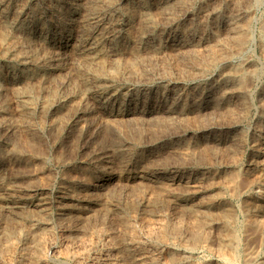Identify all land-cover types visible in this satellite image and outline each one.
I'll list each match as a JSON object with an SVG mask.
<instances>
[{"label":"rangeland","instance_id":"1","mask_svg":"<svg viewBox=\"0 0 264 264\" xmlns=\"http://www.w3.org/2000/svg\"><path fill=\"white\" fill-rule=\"evenodd\" d=\"M15 1L0 2V51L4 50L0 52V146L7 147L0 151V264H11L29 251L25 264H107L110 259L116 264H137L122 250L124 225L114 213L126 214L130 227L127 232L133 230L137 246L147 253V260L154 258L159 264H165L169 246L166 242L173 240L172 226H193L195 216L191 210L207 215L222 211L236 218L238 223L249 214L264 224V182L258 181L259 174L264 173L263 82L247 81V107L244 108L241 100L234 99L232 91L219 89L211 93V87L217 89L222 85L223 73L221 67L209 66L216 40L228 42L232 36L231 28L225 23L216 26L213 23V9L222 4L227 11L231 10L229 13L250 11L254 19L251 44L235 64L245 68L255 65L257 78L264 77V50L260 39L264 3L254 10L255 0L244 3L242 0H193L189 6L188 0L183 4L178 0ZM139 2L147 5L150 24L140 14L132 16L131 8L140 6ZM169 3V10L163 11L164 5ZM98 10L100 15H96ZM15 19L28 22H25L26 30L18 31ZM146 25L149 32L141 35L138 31L145 30ZM101 33L100 45L107 61L94 65V69L82 62L78 49L83 55L95 40L100 42ZM74 46H78L77 51ZM15 51L32 57L19 62L14 58ZM114 67L120 68H116L119 74ZM222 91L226 92L222 94ZM200 93L203 95L197 98ZM31 98L32 107L28 101ZM44 102L49 109L41 108ZM141 172L151 179L134 181L132 177ZM236 175L245 179L241 180L245 182L238 198L232 197L225 186L229 179H236ZM109 178L112 181L106 187L95 189L92 197L87 194L90 185L94 189L100 181ZM202 179L205 183L209 180L210 184L201 186ZM165 182L174 185L176 190L181 188V194L190 200L181 202L183 206L178 202L176 206L170 194L160 190L163 186L158 184ZM96 207L101 208L100 218H77V209L97 212ZM210 232L211 250L186 256L182 253L187 263L223 264L217 258V253L222 252L221 225L216 222ZM249 241L244 239L243 248L249 247L247 251L262 256L261 240ZM110 247L113 252L109 254ZM73 255L81 260L74 262ZM238 264L245 263L241 259Z\"/></svg>","mask_w":264,"mask_h":264},{"label":"bare ground","instance_id":"2","mask_svg":"<svg viewBox=\"0 0 264 264\" xmlns=\"http://www.w3.org/2000/svg\"><path fill=\"white\" fill-rule=\"evenodd\" d=\"M17 1V0H16ZM15 1V2H16ZM22 1V0H21ZM24 1V0H23ZM22 1V2H23ZM40 1V0H39ZM104 1V0H103ZM106 1V0H105ZM123 1V0H122ZM137 1V0H136ZM177 1V0H176ZM183 1L184 0H178V3L180 4L181 2H182V4H183ZM188 1H190V3H188L187 1H186V4L188 3V6L189 5H191V1L193 2V0H188ZM196 1V0H195ZM194 1V2H195ZM200 1V0H199ZM202 1V0H201ZM203 1H205V0H203ZM224 1V0H223ZM243 1V3L245 2V0H242ZM249 1V0H248ZM0 2H1V0H0ZM19 2V1H18ZM42 2H43V0H42ZM46 2V1H45ZM168 1H166V3H167ZM173 2V1H172ZM237 2V1H236ZM241 2V1H240ZM63 3V2H62ZM114 3V2H113ZM140 3V2H139ZM174 3V2H173ZM185 3V2H184ZM231 3V2H230ZM238 3V2H237ZM252 3V2H251ZM263 3H264V1L263 0H255V2H254V6H253V8H254V10L255 9H258V7H260V6H263ZM17 4H19V3H17ZM106 4V3H105ZM109 4V3H108ZM134 3H132V5H133ZM141 4V3H140ZM175 4V3H174ZM186 4H184V5H186ZM218 4V3H217ZM228 4V3H227ZM239 4V3H238ZM237 4V5H238ZM242 4V3H241ZM13 5V4H12ZM22 5H23V3H22ZM113 5V4H112ZM111 5V6H112ZM169 5H170V3L168 4V5H164V7H163V11H168L169 10ZM194 5V4H193ZM222 4H220V6H218V7H216L215 9H213L214 10V25L216 26L217 24H219V23H225L226 25H227V27H230L231 28V30H232V36H231V39L228 41V42H224V39L222 40V39H218V40H216L217 41V43H216V46L214 47V48H212L214 51H213V55H212V53H211V55H212V57L210 58V60H209V66H210V68H215V67H221L222 68V76H223V79H222V85H219L218 86V88L216 89V86H213V87H211V93H217V90H219V89H225V90H227V92H229V91H232V93H233V97H234V99H239V100H241L240 101V104H241V106L242 107H244V108H246L247 107V105H246V99H245V95H247L246 93H248V91H247V81L249 80V82H253V81H255V79H258L257 81H259V82H263V89H264V77L262 78V76L260 77V78H257L258 77V70H257V68L255 67V65H251V68H245V67H243V66H237L236 64H235V62H236V60L237 59H242L243 57H244V55H245V52H246V49H247V47L249 46V43L251 42V30H252V25H253V21H254V19L252 18V16L250 15V11H248L247 10V12H243L242 13V11L241 12H236V13H229L228 11L230 10H228L227 11V9L225 8V6H221ZM236 5V6H237ZM245 5V4H244ZM252 5V4H251ZM3 6V5H2ZM19 6V5H18ZM99 6V5H98ZM106 6H107V4H106ZM174 6V5H173ZM175 6H178V5H175ZM174 6V7H175ZM183 6V5H182ZM211 6V5H210ZM239 6H240V4H239ZM242 6V5H241ZM12 7V6H11ZM97 7V6H96ZM102 7V6H101ZM104 7V6H103ZM102 7V8H103ZM173 7V8H174ZM235 7V6H234ZM247 7H249V6H247ZM3 8V7H2ZM20 8V7H19ZM34 8V7H33ZM108 8V7H107ZM113 8V7H112ZM115 8V7H114ZM150 8V7H149ZM200 8V7H199ZM205 8V7H204ZM239 7L237 6V9H238ZM96 9V8H95ZM98 9V8H97ZM130 9V8H129ZM191 9V8H190ZM206 9V8H205ZM204 9V10H205ZM240 9V8H239ZM27 10V9H26ZM35 10V9H34ZM64 10V9H63ZM79 10V9H78ZM109 10V9H108ZM114 10V9H113ZM202 9H200V11H201ZM203 10V11H204ZM240 10H242V9H240ZM251 10H252V8H251ZM7 11V10H6ZM23 11V10H22ZM128 11V10H127ZM231 11V10H230ZM12 12V11H11ZM65 12V11H64ZM100 12L101 11H99L98 10V13L96 14V15H100ZM115 12V11H114ZM124 12H126V11H124ZM255 12V11H254ZM3 12H1V14H2ZM4 13H6L5 11H4ZM16 13V12H15ZM22 13V12H21ZM35 13V12H34ZM151 13V12H150ZM257 13V12H256ZM263 13V12H262ZM59 14V13H58ZM70 14V13H69ZM84 14V13H83ZM104 14V13H103ZM131 14H132V16H135V15H142L144 18H145V20H146V22L147 23H149V21H150V19H149V17H150V14H149V10H148V7H147V5L146 4H141L140 6H133L132 8H131ZM151 14H153V13H151ZM264 14V13H263ZM3 15V14H2ZM8 15V14H7ZM27 15V14H26ZM82 15V14H81ZM101 15H102V13H101ZM167 15V14H166ZM9 16V15H8ZM112 16V15H111ZM208 16H209V14H208ZM13 17V16H12ZM41 17V16H40ZM78 17H80V16H78ZM78 17H76V18H78ZM95 17V16H94ZM97 17V16H96ZM107 17V16H106ZM117 17V16H116ZM153 17V16H152ZM14 18V17H13ZM58 18H60V17H58ZM83 18V17H82ZM101 18V17H100ZM141 18V17H140ZM140 18H139V20H140ZM168 18V17H167ZM263 18V17H262ZM65 19V18H64ZM68 19H70V20H72L71 18H69L68 17ZM88 19V18H87ZM137 19V18H136ZM30 20H31V18H30ZM66 20V19H65ZM102 20H104V19H102ZM135 20V19H134ZM259 20H261V19H259ZM5 21V20H4ZM15 21H16V19H15ZM131 21V20H130ZM155 21V20H154ZM262 21V20H261ZM26 21H20L19 19H18V21H16V26L15 27H17V30L18 31H23L24 29L26 30V28H25V26H26V23H28V22H26ZM31 22V21H30ZM86 22V21H85ZM98 22V21H97ZM145 22V23H146ZM156 22V21H155ZM262 22H264V20L262 21ZM43 23V22H42ZM83 23V22H82ZM144 23V24H145ZM255 23V22H254ZM84 24V23H83ZM88 24V23H87ZM150 24V23H149ZM264 24V23H263ZM263 24H261L262 26H263ZM68 25V24H67ZM80 25V24H79ZM96 25V24H95ZM101 25V24H100ZM117 25V24H116ZM153 25H154V22H153ZM11 26V25H10ZM33 26V25H32ZM73 26V25H72ZM87 26V25H86ZM85 26V27H86ZM89 26V25H88ZM103 26V25H102ZM258 26V25H257ZM260 26V25H259ZM27 27V26H26ZM36 27V26H35ZM76 27V26H75ZM91 27V26H90ZM101 27V26H100ZM111 27V26H110ZM113 27V26H112ZM143 27V26H142ZM219 27V26H218ZM261 27V26H260ZM1 28V27H0ZM3 28V27H2ZM8 28V27H7ZM30 28V27H29ZM33 28H34V26H33ZM77 28V27H76ZM229 28V29H230ZM4 29V28H3ZM32 29V28H31ZM37 29V28H36ZM79 29V28H78ZM110 29V28H109ZM152 29V28H151ZM228 29V28H227ZM5 30H7L6 28H5ZM16 30V31H17ZM48 30V29H47ZM217 30H218V28H217ZM254 30V29H253ZM11 31V30H10ZM44 31V30H43ZM92 31V30H91ZM110 31V30H109ZM197 31V30H196ZM15 32V31H14ZM45 32V31H44ZM90 32V31H89ZM96 32V31H95ZM107 32V31H106ZM112 32V31H111ZM111 32H110V34H111ZM136 32V31H135ZM138 32H140L141 33V35H144V34H148V32H149V29H148V26L146 25V29L145 30H143V29H141V31H140V29H139V31ZM203 32V31H202ZM207 32V31H206ZM217 32V31H216ZM215 32V33H216ZM4 33V32H3ZM10 33V32H9ZM21 33V32H20ZM209 33V32H208ZM13 34V33H12ZM155 34V33H154ZM218 34V33H217ZM258 34V33H257ZM261 34V37H260V39H261V44H262V47H263V50H264V27H263V29H262V32L260 33ZM9 35V34H8ZM14 35V34H13ZM15 35H17V33L15 34ZM14 35V36H15ZM19 35V34H18ZM24 35V34H23ZM51 35H52V33H51ZM153 35V34H152ZM195 35V34H194ZM212 35V34H211ZM216 35V34H215ZM219 35V34H218ZM217 35V36H218ZM227 35V34H226ZM255 35V34H254ZM12 36V35H11ZM13 36V37H14ZM87 36V35H86ZM105 36V35H104ZM110 36V35H109ZM148 36H150V34L148 35ZM155 36V35H154ZM201 36V35H200ZM203 36V35H202ZM205 36V35H204ZM220 36V35H219ZM218 36V37H219ZM228 36V35H227ZM7 37V36H6ZM35 37V36H34ZM54 37V36H53ZM77 37V36H76ZM93 37V36H92ZM106 37V36H105ZM111 37V36H110ZM254 37V36H253ZM16 38V37H15ZM70 38V37H69ZM103 38V33H101L100 35H99V39H100V42H99V40H95L94 41V43H93V45L91 46V47H89L86 51H85V53L82 55V51L80 50V49H78V46L76 47V46H74V50H76L77 51V49L80 51V53H78V54H80V56L82 57L83 56V59H82V62L84 61L85 63H87V64H89L90 65V67H94V65H96V64H100V63H106V52H104L103 50H102V48H101V39ZM139 38V37H138ZM217 38V37H216ZM222 38V37H221ZM10 39V38H9ZM18 39H20V38H18ZM28 39V38H27ZM52 39V38H51ZM64 39V38H63ZM85 39H86V37H85ZM90 39V38H89ZM122 39V38H121ZM128 39V38H127ZM140 39V38H139ZM145 39V38H144ZM188 39V38H187ZM256 39V38H255ZM21 40H22V36H21ZM41 40V39H40ZM68 40V39H67ZM201 40V39H200ZM215 40V39H214ZM253 40V39H252ZM33 41V40H32ZM129 41V40H128ZM183 41V40H182ZM260 41V40H259ZM17 42H19V41H17ZM23 42V41H22ZM62 42H63V40H62ZM69 42V41H68ZM115 42V41H114ZM124 42V41H123ZM156 42V41H155ZM180 42V41H179ZM184 42H185V40H184ZM195 42V41H194ZM43 43V42H42ZM54 43V42H53ZM75 43V42H74ZM88 43V42H87ZM109 43H110V41H109ZM147 42H145V44H146ZM22 44V43H21ZM28 44V43H27ZM41 44V43H40ZM101 44V45H100ZM124 45H125V43H123ZM202 44V43H201ZM251 44V43H250ZM53 45V44H52ZM51 45V46H52ZM60 45V44H59ZM71 45V44H70ZM69 45V46H70ZM113 45V44H112ZM135 45V44H134ZM133 45V46H134ZM137 45V44H136ZM144 45V44H143ZM180 45H181V43H180ZM179 45V46H180ZM215 45V44H214ZM213 45V46H214ZM258 45V44H257ZM24 46V45H23ZM31 46V45H30ZM64 46V45H63ZM118 46H119V44H118ZM139 46V45H138ZM157 46V45H156ZM20 47H22L21 45H20ZM57 47V46H56ZM108 47V46H107ZM106 47V48H107ZM116 47V46H115ZM120 47V46H119ZM162 47V46H161ZM250 47V46H249ZM117 48V47H116ZM121 48H125V47H121ZM131 48V47H130ZM134 48V47H133ZM150 48V47H149ZM149 48H148V50H149ZM152 48V47H151ZM235 48V49H234ZM22 49V48H21ZM113 49V48H112ZM136 49H137V47H136ZM153 49V48H152ZM198 49H200L199 47H198ZM197 49V50H198ZM211 49V50H212ZM249 49V48H248ZM3 49L1 48V51H2ZM30 50V49H29ZM46 50V49H45ZM67 50V49H66ZM0 51V52H1ZM4 51V50H3ZM28 51V50H27ZM34 51V50H33ZM125 51V50H124ZM146 51V50H145ZM145 51L143 52V54H145ZM151 51V50H150ZM11 52V51H10ZM26 52V51H25ZM30 52H32V51H30ZM66 52V51H65ZM71 52V51H70ZM110 52V51H109ZM112 52V51H111ZM132 52V51H131ZM147 52V51H146ZM264 52V51H263ZM8 53V52H7ZM35 53V52H34ZM77 53V52H76ZM114 53H116V52H114ZM133 53H135V49H133ZM142 53V52H141ZM201 52H199V54H200ZM249 53V52H248ZM1 54V53H0ZM36 54V53H35ZM71 54V53H70ZM110 54V53H109ZM202 54V53H201ZM206 54H208L207 52H206ZM116 55H117V53H116ZM125 55V54H124ZM140 55V54H139ZM203 55V54H202ZM201 55V56H202ZM250 55V54H249ZM153 56V55H152ZM193 56H195V55H193ZM198 56V55H197ZM209 56V55H208ZM30 57H32L31 55H29L28 53H26V54H23L21 51H15L14 52V58H16V60L17 61H19V62H24V61H26V60H28ZM110 57H111V55H110ZM200 57V56H199ZM236 57H238V58H236ZM246 57V56H245ZM35 58H36V56H35ZM115 58V57H114ZM123 58V57H122ZM190 58H192V57H190ZM198 58V57H197ZM208 58V57H207ZM132 59V58H131ZM135 59V58H134ZM134 59H132V60H134ZM138 59V58H137ZM199 59V58H198ZM202 59V58H201ZM206 58H204V60H205ZM72 60H73V57H72ZM111 60H113V59H111ZM116 60V59H115ZM14 61H15V59H14ZM17 61H15V62H17ZM125 61H127V60H125ZM144 61V60H143ZM203 61V60H202ZM246 61V60H245ZM254 61V60H253ZM78 62V61H77ZM116 62V61H115ZM120 62V61H119ZM122 62V61H121ZM141 62L142 61H140V65H141ZM145 62V61H144ZM196 62V61H195ZM201 62V61H200ZM30 63V62H29ZM75 63V62H74ZM79 63V62H78ZM113 63V62H112ZM127 63V62H126ZM137 63V62H136ZM192 63V62H191ZM199 63V62H198ZM35 64V63H34ZM131 64V66H136V65H138V64H134V63H130ZM82 65V64H81ZM80 65V66H81ZM113 65L114 64H112V66H110L111 68L113 67ZM193 65V64H192ZM204 65H206V64H204ZM246 65V64H245ZM78 66V65H77ZM119 66V65H118ZM126 66V65H125ZM124 66V67H125ZM203 66V65H202ZM207 66V65H206ZM83 67V66H82ZM100 67V66H99ZM130 67V66H129ZM195 67V66H194ZM258 67V66H257ZM85 68V67H84ZM116 68H118V67H114V70H116ZM127 68H128V66H127ZM134 68V67H133ZM137 68V67H136ZM202 68V67H201ZM200 68V69H201ZM264 68V67H263ZM88 69H89V67H88ZM87 69V70H88ZM94 69H95V67H94ZM99 68H97V70H98ZM113 69V68H112ZM118 69H120V68H118ZM122 69V68H121ZM140 69V68H139ZM142 69V68H141ZM144 69V68H143ZM198 69V68H197ZM203 69V68H202ZM97 70H96V72H97ZM105 70V69H104ZM107 70V69H106ZM109 70V69H108ZM128 70V69H127ZM137 70V69H136ZM196 70V69H195ZM199 70V69H198ZM3 71V70H2ZM90 71V70H89ZM120 71V70H119ZM131 70H129V72H130ZM133 71V70H132ZM140 71V70H139ZM213 71V70H212ZM24 72V71H23ZM57 72V71H56ZM87 72V71H86ZM93 72V71H92ZM106 72V71H105ZM108 72V71H107ZM114 73H115V71H113ZM116 72H117V70H116ZM199 71H197V73H198ZM263 72H264V70H263ZM0 73H2V72H0ZM11 73V72H10ZM118 73V72H117ZM128 73V72H127ZM214 73V72H213ZM61 74V73H60ZM83 74V73H82ZM92 74H94V73H92ZM119 74V73H118ZM121 74V73H120ZM2 75V74H1ZM22 75V74H21ZM97 75V74H96ZM127 75H129V73L127 74ZM134 75V74H133ZM132 75V76H133ZM210 75V74H209ZM213 75V74H212ZM3 76V75H2ZM26 76V75H25ZM89 76H90V74H89ZM102 76V75H101ZM131 76V75H130ZM200 76V75H199ZM1 77V76H0ZM15 77V76H14ZM98 77V76H97ZM103 77V76H102ZM108 77H109V75H108ZM107 77V78H108ZM116 78H117V76H115ZM89 78V77H88ZM92 78V77H91ZM101 78V77H100ZM111 78H113V77H111ZM122 78V77H121ZM120 78V79H121ZM23 79V78H22ZM27 79V78H26ZM96 79V78H95ZM118 79V78H117ZM137 79V78H136ZM40 80V79H39ZM84 80H86V79H84ZM83 80V81H84ZM100 80V79H99ZM98 80V81H99ZM107 80V79H106ZM90 81V80H89ZM103 81V80H102ZM117 81H119V80H117ZM26 82H27V80H26ZM91 82V81H90ZM101 82V81H100ZM102 83V82H101ZM81 84H83V83H81ZM104 84V83H103ZM102 84V85H103ZM253 84V83H252ZM251 84V85H252ZM89 85H90V83H89ZM93 85V84H92ZM249 85V84H248ZM251 85H249V86H251ZM29 86V85H28ZM99 86V85H98ZM101 86V85H100ZM27 88V87H26ZM29 88V87H28ZM87 88V87H86ZM85 88V89H86ZM94 88V87H93ZM98 89V88H97ZM110 89V88H109ZM112 89V88H111ZM201 89V88H200ZM203 89V88H202ZM201 89V90H202ZM251 89V88H250ZM13 90V89H12ZM29 90H31V88H29ZM28 90V91H29ZM38 90V89H37ZM95 90V89H94ZM198 91H199V89H197ZM27 91V90H26ZM25 91V93H27ZM32 91V90H31ZM87 91H88V89H87ZM105 91H106V89H105ZM205 91V90H204ZM209 91V92H210ZM35 92V91H34ZM86 92V91H85ZM101 92V91H100ZM109 92V91H108ZM195 92V91H194ZM193 92V93H194ZM197 92V91H196ZM219 92V91H218ZM223 92H226V91H222V94H223ZM102 93V92H101ZM131 93V92H130ZM134 93V92H133ZM143 93V92H142ZM157 93V92H156ZM30 94V93H29ZM35 94V93H34ZM36 94H38V93H36ZM92 94V93H91ZM135 94V93H134ZM150 94V93H149ZM159 94V93H158ZM166 94V93H165ZM172 94V93H171ZM219 94H221V92H219ZM39 95V94H38ZM50 95H52V93L50 94ZM90 95V94H89ZM94 95V94H93ZM124 95V94H123ZM200 95H203V93H200V94H197V98L200 96ZM29 96H31V95H29ZM45 96V95H44ZM107 96V95H106ZM116 96V95H115ZM120 96V95H119ZM144 96V95H143ZM142 96V97H143ZM149 96V95H148ZM231 96V95H230ZM22 97V96H21ZM20 97V98H21ZM35 97V96H34ZM101 97V96H100ZM99 97V98H100ZM109 97V96H108ZM146 97V96H145ZM156 97V96H155ZM251 97V96H250ZM1 98V97H0ZM45 98V97H44ZM53 98V97H52ZM98 98V99H99ZM148 98V97H147ZM151 98V97H150ZM161 98H162V96H161ZM165 98V97H164ZM167 98V97H166ZM176 98V97H175ZM206 98V97H205ZM213 99H214V96L212 97ZM216 98V97H215ZM226 98V97H225ZM26 99V98H25ZM106 99V98H105ZM110 99H111V97H110ZM119 99H120V97H119ZM122 99V98H121ZM120 99V100H121ZM134 99H135V97H134ZM152 99V98H151ZM230 99H232V98H230ZM43 100V99H42ZM48 100H49V98H48ZM48 100H46V103H47V101ZM102 100V99H101ZM118 100V99H117ZM116 100V101H117ZM138 100H139V98H138ZM144 100V99H143ZM170 100V99H169ZM187 100V99H186ZM189 100V99H188ZM187 100V101H188ZM193 100H197V99H193ZM227 100V99H226ZM28 101H29V105H30V107H32L33 105H34V100H33V98H31V100H29L28 99ZM36 101V100H35ZM38 101V100H37ZM51 101H52V99H51ZM58 101V100H57ZM99 101H100V99H99ZM107 101V100H106ZM110 101H112V100H110ZM142 101V100H141ZM155 101V100H154ZM160 101V100H159ZM175 101V100H174ZM212 101H214V100H212ZM222 101V100H221ZM69 102V101H68ZM98 102V101H97ZM96 102V103H97ZM101 102V101H100ZM102 102H104V101H102ZM118 102V101H117ZM116 102V103H117ZM121 102V101H120ZM138 102H140V101H138ZM237 102V101H236ZM259 102V101H258ZM2 103V102H1ZM46 103L44 102L43 104V106H41V108L42 109H45V108H48L47 107V105H46ZM70 103V102H69ZM79 103V102H78ZM144 103V102H143ZM154 103H156V102H154ZM168 103V102H167ZM186 103H188V102H186ZM190 103V102H189ZM192 103V102H191ZM249 103V102H248ZM4 104H5V102H4ZM25 104H26V100H25ZM41 104V103H40ZM49 104V103H48ZM58 104V103H57ZM62 104V103H61ZM74 104V103H73ZM76 104V103H75ZM99 104V103H98ZM101 104V103H100ZM124 104H125V102H124ZM134 104V103H133ZM164 104V103H163ZM206 104V103H205ZM209 104V103H208ZM212 104V103H211ZM210 104V105H211ZM231 104V103H230ZM28 105V104H27ZM37 105H39V104H37ZM42 105V104H41ZM70 105V104H69ZM113 105V104H112ZM119 105V104H118ZM153 105V104H152ZM171 105V104H170ZM224 105V104H223ZM58 106V105H57ZM80 106V105H79ZM120 106V105H119ZM146 106V105H145ZM155 106V105H154ZM185 106V105H184ZM187 106V105H186ZM200 106H201V104H200ZM233 106V105H232ZM237 106V105H236ZM261 106H262V108H263V116H264V103H262L261 104ZM2 107V106H1ZM37 107V106H36ZM40 107V106H39ZM54 107H55V104H54ZM64 107H66V106H64ZM63 107V108H64ZM76 107V106H75ZM109 107V106H108ZM136 107V106H135ZM137 107H138V105H137ZM237 107H240V106H237ZM3 108V107H2ZM53 108V107H52ZM62 108V109H63ZM70 108H72V107H70ZM122 108V107H121ZM143 108V107H142ZM148 108H150V106L148 107ZM154 108V107H153ZM157 108V107H156ZM168 108V107H167ZM177 108H179L178 106H177ZM185 108V107H184ZM4 109V108H3ZM2 109V110H3ZM49 109V108H48ZM110 109V108H109ZM138 109V108H137ZM144 109V108H143ZM168 109H170V108H168ZM60 110V109H59ZM58 110V111H59ZM71 110V109H70ZM107 110V109H106ZM174 110H176V109H174ZM230 110V109H229ZM242 110V109H241ZM246 110H248V109H246ZM72 111V110H71ZM111 111V110H110ZM110 111H108V112H110ZM141 111V110H140ZM2 112V111H1ZM41 112V111H40ZM50 112H51V110H50ZM54 112V111H53ZM64 112V111H63ZM112 112V111H111ZM121 112V111H120ZM123 112V111H122ZM147 112V111H146ZM151 112V111H150ZM248 112V111H247ZM30 113V112H29ZM45 113V112H44ZM61 113V112H60ZM65 113V112H64ZM144 113V112H143ZM142 113V114H143ZM230 113V112H229ZM114 114V113H113ZM127 114V113H126ZM232 114V113H231ZM246 114V113H245ZM26 115V114H25ZM24 115V116H25ZM28 115V114H27ZM33 115H34V111H33ZM37 115V114H36ZM40 115V114H39ZM229 115V114H228ZM3 115H1V117H2ZM42 116V115H41ZM114 116V115H113ZM135 116V115H134ZM231 116V115H230ZM247 116V115H246ZM4 117H7V116H5L4 115ZM31 117V116H30ZM39 117V116H38ZM44 117V116H43ZM121 117V116H120ZM123 117V116H122ZM243 117H244V115H243ZM32 118V117H31ZM34 118V117H33ZM115 118V117H114ZM129 118V117H128ZM140 118H142V117H140ZM146 118V117H145ZM152 118V117H151ZM151 118H149V119H151ZM2 119V118H1ZM122 119V118H121ZM133 119H134V117H133ZM138 119V118H137ZM143 119V118H142ZM32 120V119H31ZM107 120V119H106ZM114 120V119H113ZM145 120V119H144ZM147 120V119H146ZM145 120V121H146ZM158 120V119H157ZM6 121V120H5ZM119 121V120H118ZM121 121V120H120ZM141 121V120H140ZM143 121V120H142ZM263 121V120H262ZM12 122V121H11ZM10 122V123H11ZM29 122V121H28ZM114 122V121H113ZM117 122V121H116ZM115 122V123H116ZM135 122H136V120H135ZM172 122V121H171ZM171 122H170V124H171ZM254 122V121H253ZM13 123V122H12ZM52 123V122H51ZM120 123V122H119ZM139 123H141V122H139ZM153 123L155 124L156 122H154L153 121ZM231 123V122H230ZM3 124V123H2ZM55 124V123H54ZM107 124H108V122H107ZM111 124H112V122H111ZM114 124V123H113ZM133 124V123H132ZM137 124H138V122H137ZM143 124V123H142ZM150 124H151V122H150ZM154 124H153V128H154ZM264 124V123H263ZM109 125V124H108ZM107 125V127H109ZM117 125V124H116ZM139 125V124H138ZM152 125V124H151ZM150 125V126H151ZM159 125V124H158ZM165 125V124H164ZM233 125V124H232ZM127 126V125H126ZM125 126V127H126ZM134 126H137V125H135L134 124ZM139 126H141V124L139 125ZM144 126V125H143ZM148 126V125H147ZM19 127V126H18ZM115 127V126H114ZM117 127V126H116ZM133 127V126H132ZM145 127V126H144ZM143 127V128H144ZM4 128V127H3ZM55 128V127H54ZM138 128V127H137ZM141 128V127H140ZM142 128V129H143ZM171 128V127H170ZM2 129V125L0 124V130ZM20 129V128H19ZM52 129V128H51ZM120 129V128H119ZM135 129V128H134ZM151 129V128H150ZM149 129V130H150ZM127 130H129V129H127ZM136 130V129H135ZM139 130V129H138ZM148 130V129H147ZM19 131V130H18ZM140 131V130H139ZM152 131V130H151ZM16 132V131H15ZM141 132V131H140ZM147 132V131H146ZM145 132V133H146ZM150 132V131H149ZM149 132H147V133H149ZM153 132V131H152ZM152 132H150L151 134H152ZM4 133V132H3ZM12 133V132H11ZM14 133V132H13ZM135 133H136V131H135ZM134 133V134H135ZM143 133H144V131H143ZM146 133V134H147ZM149 133V134H150ZM4 134H6V133H4ZM8 134V133H7ZM10 134V133H9ZM150 134V136H153V135H151ZM129 135V134H128ZM140 135V134H139ZM138 136V135H137ZM142 136V135H141ZM140 136V137H141ZM11 137V136H10ZM5 138H7V137H5ZM134 138V137H133ZM138 138V137H137ZM11 139V138H10ZM151 139V138H150ZM138 140V139H137ZM7 141V140H6ZM8 141H10V140H8ZM12 141V140H11ZM3 142H5V141H3ZM135 142V141H134ZM137 142V141H136ZM7 143V142H6ZM142 143V142H141ZM3 144V143H2ZM20 144V143H19ZM3 146V145H2ZM2 146H0V151L4 148H2ZM19 146V145H18ZM6 147V146H5ZM15 147V146H14ZM123 147V146H122ZM190 147V146H189ZM7 148V147H6ZM6 148H4V149H6ZM123 148H125V147H123ZM192 148V147H191ZM3 149V150H4ZM16 149V148H15ZM119 149V148H118ZM121 150H122V148H120ZM189 149V148H188ZM193 149H194V147H193ZM12 150H14V149H12ZM17 150H18V148H17ZM37 150V149H36ZM191 150V149H190ZM227 150V149H226ZM6 151V150H5ZM10 151V150H9ZM31 151V150H30ZM230 151V150H229ZM190 152V151H189ZM13 153V152H12ZM10 154V153H9ZM140 154V153H139ZM215 154V153H214ZM88 155V154H87ZM140 156V155H139ZM1 157V156H0ZM141 157V156H140ZM144 159V158H143ZM94 160V159H93ZM209 160V159H208ZM95 165V164H94ZM136 173H138V172H136ZM249 174V173H248ZM264 174V173H263ZM263 174H259V182H264V176H263ZM245 175V174H244ZM131 176V175H130ZM126 177V176H125ZM157 177H160V176H157ZM167 177V176H166ZM87 178V177H86ZM123 178V177H122ZM133 178V180L134 181H136V180H142V179H151V178H149L148 176H147V174L145 173H139V174H136L135 175V177L133 176L132 177ZM241 177H237V175H236V179H229L228 180V182H227V184L225 183V186L226 187H228L229 189H230V191H231V195H232V197H234V198H238L239 196H240V194H241V192H242V186H244V182L245 181H241V180H245V179H240ZM243 178V177H242ZM245 178H247V177H245ZM252 178V177H251ZM255 178V177H254ZM153 179V178H152ZM187 179V178H186ZM191 179V178H190ZM205 179V178H204ZM167 180V179H166ZM171 180V179H170ZM182 180V179H181ZM203 180V179H202ZM247 180V179H246ZM255 180V179H254ZM110 181H112V179L111 178H109V179H104V180H102V181H100L99 183H98V186H94L93 188L94 189H92V187H91V185L89 186L90 188H88V190L89 191H87V194L89 195V196H93V193L95 192V191H97V190H95V189H98V188H103L104 186L106 187V185L110 182ZM251 181V180H250ZM253 181V180H252ZM194 182V181H193ZM192 182V183H193ZM213 182V181H212ZM249 182V181H248ZM258 182V183H259ZM93 183V182H92ZM142 183V182H141ZM208 185L210 184V181L208 180L207 182H206ZM205 182H204V180L201 182V186L202 185H204V184H206ZM250 183V182H249ZM248 183V184H249ZM255 183V182H254ZM158 184V183H157ZM165 184V185H164ZM164 184H158V185H162L163 187H161V191L162 192H168V194H170V197H172V199H173V202L175 203V205L176 206H178V202H179V206H183V204L184 203H181V202H185V201H189L190 199L187 197V196H183L181 193H182V190H176L175 188H173V187H175L174 185L172 186L171 185V183H164ZM184 184V183H183ZM199 184V183H198ZM136 185V184H135ZM176 185V184H175ZM195 185V184H194ZM252 185V184H251ZM261 185V184H260ZM263 185V184H262ZM177 186H179V185H177ZM189 187H191L190 185H188ZM213 186V185H212ZM211 186V187H212ZM197 187V186H196ZM195 187V188H196ZM223 187V186H222ZM251 187H253V186H251ZM199 188V187H198ZM247 188V187H246ZM246 188H245V190H246ZM187 189H188V187H187ZM225 189V188H224ZM260 190V189H259ZM188 191V190H187ZM264 191V190H263ZM93 192V193H92ZM139 192V191H138ZM141 192V191H140ZM224 192V191H223ZM229 193V192H228ZM114 194V193H113ZM227 194V193H226ZM245 194V193H244ZM248 194V193H247ZM261 196V195H260ZM250 197V196H249ZM89 198V197H88ZM186 198H187V200H186ZM254 198V197H253ZM252 198V199H253ZM262 198H263V196H262ZM180 199V200H179ZM240 200V199H239ZM256 203V202H255ZM261 203V202H260ZM211 204V203H210ZM212 204H214V203H212ZM254 204V203H253ZM257 205V204H256ZM190 206V205H189ZM208 206H209V204H208ZM255 206V205H254ZM101 207V206H100ZM170 207V206H169ZM212 207V206H211ZM259 207V206H258ZM97 208V207H96ZM247 208V206H243V209H246ZM100 209L101 208H97L96 210H95V208L93 209V210H95V211H97V212H93V211H88V208H86V209H77V218L78 219H80V220H82V219H84V218H86L87 217V219L89 220V219H92V218H94V217H97L98 215H101V214H99V212H102V211H100ZM195 209V208H194ZM239 209V208H238ZM237 209V210H238ZM261 209V208H260ZM92 210V209H91ZM170 210V209H169ZM186 210H188V209H186ZM186 210H185V212H186ZM215 210V209H214ZM218 210V209H217ZM253 210V209H252ZM251 210V211H252ZM262 210V209H261ZM260 210V211H261ZM105 211V210H104ZM103 211V212H104ZM198 211V210H197ZM108 212V211H107ZM213 212V211H212ZM243 212H244V210H243ZM248 212H250L249 210H248ZM258 212V211H257ZM93 214L92 216H91V214ZM166 213V212H165ZM190 213L193 215V216H195V221H194V224H193V226L191 227V226H185V227H182V226H176V225H174V226H172V238H173V240H168L167 239V242L166 243H169V246H167L168 247V254H167V256H166V260H164V262H165V264H191V263H187L188 261H187V257H182L181 256V254L182 253H185V255L184 256H186V254H192V255H195V254H197L198 252H200V251H210L211 250V248H210V231L211 230H213V227H214V225L216 224V222H217V224L218 225H221V232H222V240H221V251L223 252H218L217 253V255H218V259H219V261L221 262V263H223V264H238L240 261H241V259H243V261H244V263L245 264H264V248H263V252H261V253H263V255L262 256H260L259 254H257V252L256 253H254V252H249L250 250H249V247H245V249L243 248V246H242V243H243V241H244V239H247L248 241L250 240H252V239H255V240H261V242H262V247H264V224L261 222V220H258L257 219V217L256 218H254V217H252V216H248L247 214L245 215V219H243V221H241L240 223H238V220L236 219V218H234L233 216H230V215H227V214H222V211L221 212H216V213H214V214H212L211 213V215H207V214H205L204 212L202 213L201 211H198V212H196V211H190ZM232 213V212H231ZM245 213V212H244ZM243 213V214H244ZM251 213V212H250ZM115 215H117V218H119V219H121V221H122V223H123V225H124V232H125V234H123V237H122V239H121V247H122V250H123V252L125 253V255L129 258V259H131L132 261H134L135 263H137V264H159L158 262H157V260L156 259H154V258H152V259H150V260H147V253L146 252H144V251H142L141 249H140V247H138L137 246V238H136V236L134 235V232H133V230H131V231H129V232H127V230H129L130 229V227L128 226V222H129V220L127 219V216H125L126 214H121V213H114ZM237 214V213H236ZM242 214V215H243ZM238 215V214H237ZM255 215H257V214H255ZM263 215V214H262ZM89 216H91V217H89ZM164 216V215H163ZM191 216V215H190ZM236 216V215H235ZM89 217V218H88ZM261 217V216H260ZM98 218H100L99 216H98ZM113 218V217H112ZM170 218V217H169ZM263 218V217H262ZM70 219V218H69ZM85 220V219H84ZM95 220V219H94ZM163 220V219H162ZM167 220V219H166ZM161 221V220H160ZM240 221V220H239ZM262 221H264V219L262 220ZM87 222V221H86ZM163 222V221H162ZM162 222L160 223V224H162ZM164 222H165V220H164ZM70 223V222H69ZM68 223V224H69ZM146 223V222H145ZM183 223V222H182ZM164 224V223H163ZM191 224V223H190ZM71 225V224H70ZM73 225V224H72ZM96 225V224H95ZM179 225V224H178ZM138 227V226H137ZM152 227V226H151ZM170 227V226H169ZM87 228V227H86ZM145 228V227H144ZM74 229V228H73ZM95 229V228H94ZM142 229V228H141ZM154 229V228H153ZM28 230V229H27ZM41 230V229H40ZM91 231V230H90ZM104 231V230H103ZM209 231V232H208ZM41 232V231H40ZM107 232H109V231H107ZM157 232V231H156ZM38 233V232H37ZM104 233V232H103ZM106 233V232H105ZM109 233H111V232H109ZM221 234V233H220ZM101 236H103L102 234H101ZM99 237V236H98ZM86 238V237H85ZM111 238V237H110ZM116 239V238H115ZM178 239H179V241H178ZM52 241V240H51ZM117 241V240H116ZM214 241V240H213ZM249 241V242H250ZM220 242V241H219ZM251 242H253V241H251ZM250 242V243H251ZM85 243V242H84ZM245 243V242H244ZM249 243V244H250ZM254 243V242H253ZM248 244V245H249ZM9 245V244H8ZM258 245V244H257ZM4 246V245H3ZM260 246H261V244H260ZM48 247V246H47ZM90 247V246H89ZM112 247V246H111ZM109 248V250H108V253L110 254V253H112L113 251L111 250L112 248ZM252 247H254L253 245H252ZM4 248H6V247H4ZM76 248V247H75ZM214 248V247H213ZM212 248V249H213ZM259 248V247H258ZM106 249V248H105ZM0 250H2V246L0 245ZM6 250V249H5ZM247 250H249V251H247ZM257 250V249H256ZM14 251V250H13ZM27 251V250H26ZM29 251V250H28ZM218 251V250H217ZM254 251V250H253ZM259 251V250H258ZM1 252H3L4 253V251H1ZM18 252V251H17ZM30 252V251H29ZM28 252V253H29ZM36 252V251H35ZM260 252V251H259ZM2 253V254H3ZM27 253V255L29 256V254ZM68 253V252H67ZM1 254V255H2ZM35 254V253H34ZM16 255H18V254H16ZM20 255V254H19ZM27 255L26 254H21L19 257H17L16 258V260H13L12 262H11V264H25L26 263V261H27ZM32 255V254H31ZM36 255V254H35ZM34 255V256H35ZM41 255V254H40ZM83 255V254H82ZM152 255V254H151ZM204 255V254H203ZM216 255V256H217ZM3 256V255H2ZM1 256V257H2ZM37 256V255H36ZM47 256V255H46ZM62 256V255H61ZM16 257V256H15ZM99 257V256H98ZM155 257V256H154ZM14 259V258H13ZM71 259L75 262H79L80 260H81V258H79L78 257V255H73V256H71ZM116 260V259H115ZM161 260V259H160ZM116 262V261H115ZM114 262V260H109V263H107V264H116ZM2 263V262H1ZM102 263V262H101ZM163 263V262H162ZM197 263V262H196ZM80 264V263H79ZM81 264H83V263H81ZM119 264V263H118ZM201 264V263H200Z\"/></svg>","mask_w":264,"mask_h":264}]
</instances>
